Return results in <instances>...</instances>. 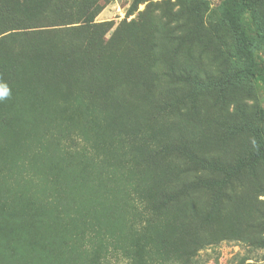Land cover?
<instances>
[{
  "label": "rangeland",
  "instance_id": "1",
  "mask_svg": "<svg viewBox=\"0 0 264 264\" xmlns=\"http://www.w3.org/2000/svg\"><path fill=\"white\" fill-rule=\"evenodd\" d=\"M247 21L264 72V0ZM0 39V264H264L245 241L264 210V155L231 192L197 182L162 219L144 210L180 162L200 165L153 143L177 137L215 167L263 148L264 81L244 75L223 0H0ZM238 108L251 130H234Z\"/></svg>",
  "mask_w": 264,
  "mask_h": 264
},
{
  "label": "trees",
  "instance_id": "2",
  "mask_svg": "<svg viewBox=\"0 0 264 264\" xmlns=\"http://www.w3.org/2000/svg\"><path fill=\"white\" fill-rule=\"evenodd\" d=\"M136 3H139V0H136ZM256 0H223V14L224 18L229 24L237 42L238 51L241 56L244 57L247 67L244 70V75L253 78L255 80H263L264 81V72L261 70L260 66L257 64L255 58V49L257 45L256 36L254 35V29L251 22L247 21V13L251 11L254 7ZM3 6V0H2ZM6 12H12L11 9L2 7ZM29 19V17H26ZM90 22L94 20V16H91L89 19ZM25 33V32H24ZM4 38H7L4 37ZM2 39H0L1 41ZM146 80L148 82L151 81L153 83L154 89H149L154 95L158 93V87L154 85L159 79L155 74H151L148 71H143ZM171 77L175 82H181L187 77H191L192 79L199 81V78L189 74L176 73L171 71ZM185 77V78H184ZM201 83V82H200ZM209 85V84H208ZM168 98L164 100H156L158 102L156 104V108L158 113L161 114L165 111L169 104L167 102ZM237 110V118H235L233 128L235 131L241 130L244 124L251 130V124L248 123V119L245 116V112L243 109L238 108ZM255 114L258 117L264 116V95L261 97V101L256 108ZM173 115V114H171ZM170 115V116H171ZM257 131L256 129H253ZM259 138L264 149V133L256 134ZM121 139V138H120ZM123 139V138H122ZM132 143L133 146L137 148L140 145L147 144L148 142L144 140V136L141 137L140 141L135 142L131 140L129 137L126 138V144ZM256 148L249 152L247 156H243L241 154H236L231 162H226L228 165L223 166L219 165L215 167L210 164L209 157L203 156L201 159L199 157H194L189 152L185 151L180 144L178 138L169 136L165 140H159L156 143H153V151L157 154H162L165 160L174 164L177 155H184L189 162H196L200 160V165L196 164H187L181 163L178 166V174L179 176L183 175L182 178H176L174 182L168 183L166 186L161 188L158 192L159 199L156 202L146 201L144 203L145 212L152 213L155 218L162 219L164 210L168 207H171L175 204L179 198L183 197L185 193L192 188L197 182H202L207 187L214 186L218 182L223 185L226 189L231 192L234 188L233 180L237 178L238 172L242 170V168L247 171H252L251 176L255 178L256 167L259 164L262 156L264 155V150ZM264 158V157H263ZM169 165V164H168ZM174 166V165H173ZM209 173H217L221 177L220 180L216 179L213 176H209ZM256 194L261 196L264 194V188L262 186H256L255 188ZM190 196V194H189ZM263 213L257 218L254 223H251L248 226V232L246 236V240H253L257 243L261 248H264V210ZM137 214H133L136 219ZM203 246L201 239L198 238L191 243H188L184 252L187 259H193L196 257L199 249Z\"/></svg>",
  "mask_w": 264,
  "mask_h": 264
},
{
  "label": "clouds",
  "instance_id": "3",
  "mask_svg": "<svg viewBox=\"0 0 264 264\" xmlns=\"http://www.w3.org/2000/svg\"><path fill=\"white\" fill-rule=\"evenodd\" d=\"M8 95L7 92H4V93H0V99H2L4 96Z\"/></svg>",
  "mask_w": 264,
  "mask_h": 264
}]
</instances>
